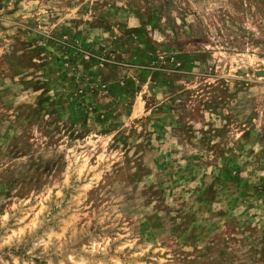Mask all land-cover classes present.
Returning <instances> with one entry per match:
<instances>
[{"label": "rangeland", "instance_id": "obj_1", "mask_svg": "<svg viewBox=\"0 0 264 264\" xmlns=\"http://www.w3.org/2000/svg\"><path fill=\"white\" fill-rule=\"evenodd\" d=\"M0 264H264V0H0Z\"/></svg>", "mask_w": 264, "mask_h": 264}]
</instances>
